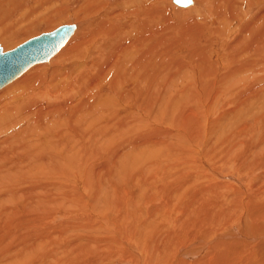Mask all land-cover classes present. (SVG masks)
Returning a JSON list of instances; mask_svg holds the SVG:
<instances>
[{
    "label": "bare ground",
    "instance_id": "6f19581e",
    "mask_svg": "<svg viewBox=\"0 0 264 264\" xmlns=\"http://www.w3.org/2000/svg\"><path fill=\"white\" fill-rule=\"evenodd\" d=\"M190 1L0 0L72 27L0 88V264H264V0Z\"/></svg>",
    "mask_w": 264,
    "mask_h": 264
},
{
    "label": "water",
    "instance_id": "95a60500",
    "mask_svg": "<svg viewBox=\"0 0 264 264\" xmlns=\"http://www.w3.org/2000/svg\"><path fill=\"white\" fill-rule=\"evenodd\" d=\"M190 2V0H175V3L181 6ZM71 30L72 27H65L56 34L45 35L38 40H29L6 54L0 51V88L19 76L35 61L48 60L62 45V41L69 37Z\"/></svg>",
    "mask_w": 264,
    "mask_h": 264
},
{
    "label": "rangeland",
    "instance_id": "374dc122",
    "mask_svg": "<svg viewBox=\"0 0 264 264\" xmlns=\"http://www.w3.org/2000/svg\"><path fill=\"white\" fill-rule=\"evenodd\" d=\"M72 24H73V22H72ZM61 26H64V24L63 23H57L54 27H49V28H47L46 30H44L43 32H41V31H38V32H34V33H32V34H30V35H27V37L26 38H24L23 40H21V41H18L15 45H14V47H12V48H10L9 49V51H12V50H14V49H16L17 47H19L20 45H22V44H24V43H26L27 41H29V40H31V39H33V38H36V37H38V36H41V35H43V34H48V33H51V32H54L55 30H57L59 27H61ZM10 86V85H9ZM8 87V86H7ZM6 88V87H5ZM4 88V89H5ZM3 89V90H4ZM2 91V90H1ZM0 91V92H1ZM121 151V150H120ZM119 151V152H120ZM256 175V174H255ZM255 177H257V175L255 176ZM222 178H225V176H223L222 175ZM194 179V175H192V178L190 179L191 181ZM218 182H220L219 180H218V178H215ZM195 181V180H194ZM222 182H225V180L224 181H222ZM194 183V182H193ZM229 183H231V182H229ZM81 184V186H85V183L84 182H81L80 183ZM180 188L178 187L177 188V190H176V192H175V195H174V197H173V204H177V205H179V203L181 202V200H177V197H178V194H177V192H178V190H179ZM75 190L77 191V193H79V194H82L83 192H81V189L78 187V186H75ZM41 194H42V196H43V192H41ZM47 195V194H46ZM48 196V195H47ZM51 197H53V195L51 196ZM50 197V198H51ZM66 202H69V200H67ZM66 202H64V203H66ZM71 203V206H73L72 205V202H70ZM159 204H160V201H159ZM158 204V205H159ZM62 208V214L61 215H59V216H61V217H59L58 219H57V223H58V225L59 226H61V227H63V224L66 222V223H68V222H73V221H80V220H82L83 219V217L82 218H80V217H77V216H74V214H72L74 211H75V209L76 208H74V209H72V210H68L67 208H65L64 206H61L60 204H51V209L50 210H54V209H57V208ZM74 207V206H73ZM0 208H1V205H0ZM148 207H147V210L146 211H148ZM58 211H60L61 212V210H58ZM55 222H56V220H55ZM54 222V223H55ZM54 223H52V230H50V232L51 233H53L54 234V237L57 239V240H59V239H61V235H59V233H57L56 232V229H55V226H56V224H54ZM15 224V223H14ZM13 225H11L10 223H7L6 225H5V227L4 228H8V230L10 229V227H12ZM64 228V227H63ZM7 230V231H8ZM77 230L79 231V227L77 228ZM15 235H17V231L16 230H14V231H12ZM72 233V229L71 228H69L68 230H66V234H71ZM48 242L49 243H51L52 241L51 240H48Z\"/></svg>",
    "mask_w": 264,
    "mask_h": 264
}]
</instances>
